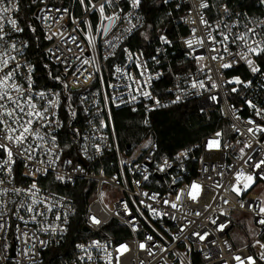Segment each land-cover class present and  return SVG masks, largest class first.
Listing matches in <instances>:
<instances>
[{
	"label": "built area",
	"instance_id": "obj_1",
	"mask_svg": "<svg viewBox=\"0 0 264 264\" xmlns=\"http://www.w3.org/2000/svg\"><path fill=\"white\" fill-rule=\"evenodd\" d=\"M29 2L33 6L29 20L24 14L23 0H19V10L7 12L0 23L4 24L5 32L11 33L9 43L14 41L19 50L11 55H15L21 65L27 64L32 68L35 89L60 94V107L54 111L57 123L62 126L49 129L56 137L58 147L54 151L58 153V158L41 156V159L54 160V163L46 175H37L36 183L40 190L39 199H46L47 204L53 206L55 214H66L67 220L62 224L66 231L59 232L58 229V234L53 235L38 233V239L47 242L45 245L32 240L26 243L27 238L22 239L17 231L18 224L20 230L24 231V224L10 213L8 228L0 240V264H240L235 260L236 256L242 260L251 256L256 264H264V259L260 258L264 248L256 245L257 240L264 243V226L256 222L264 218V214L257 215L260 207H263L262 200L250 190L241 196L231 191L232 186H237L236 177L241 171L245 176L259 173L255 175V182L264 184V172L249 166L264 159V133L259 131V127H264V74H253L247 63L240 59L243 49L234 44L227 47L236 56L235 61L219 44L207 39L204 44L196 42L197 38L206 37L210 31L200 23V14L213 25L221 20L231 23L239 19L241 26L232 29L233 34H238L244 31L242 25L246 21H251L252 27L264 21V0H256L252 11L234 7L228 0H209L210 9H199V0H168L185 8L180 18L181 26L186 28L185 33L179 32L176 36L160 33L155 40L145 35V47H134L135 35L145 25L140 9L138 13L133 12V15L140 16L139 20H133L137 29L131 34L122 35L123 30L130 26L127 22L120 24L107 37H120L115 41L117 47L105 50L98 40L99 52L87 46L84 32L73 31L77 28L75 21L85 18L90 24L98 25V12L85 17L78 0ZM94 2L99 4L102 0ZM224 5H228L231 13L235 14L231 21L223 15ZM119 7L130 11L125 0H120ZM64 9L68 11L64 12ZM12 19L18 21V27L24 29L22 32L12 30L8 23ZM35 27L40 29L37 42L31 38ZM85 27L84 24L79 25V28ZM193 28L196 29L195 34ZM161 35L166 36L171 44H163L158 39ZM212 35L219 39L217 32H212ZM49 36H52L51 40ZM70 36L77 37V43L84 48V53H80ZM188 40L193 41L191 49L185 43ZM211 48L217 51L213 52ZM109 51L115 52V55L103 59L109 56ZM128 53H131V59ZM88 55L95 58L94 67H82L76 60L77 56ZM212 56H217V59L213 60ZM250 58L264 73L261 58ZM65 59L70 63H62ZM132 61L146 62V68L139 69ZM229 62L232 63L231 67H221V64ZM115 66L138 80L147 81L142 90L150 92L151 96L145 97L141 91L133 92L125 88L124 84L131 81L127 77L118 79ZM84 68H87L86 72ZM43 71L48 74L46 80L40 77ZM141 71L145 72L143 77L139 75ZM28 72L29 67L21 68L22 77ZM74 72L79 76V82L75 85ZM80 72L83 75H79ZM89 72L92 73L91 78H87ZM52 76L61 77L68 88H63V84L52 79ZM236 78L244 83H235ZM201 81L203 88L191 87L193 82ZM233 88L237 91L233 92ZM177 96L180 100L174 102ZM213 96L215 100L211 99ZM52 98L56 99L55 95ZM191 100L197 103L208 119L217 114L225 125L206 135L200 142L171 155L159 152L153 133L144 135L133 146H122L115 110L131 107L148 114ZM247 100L262 110L260 114L247 105ZM69 107L76 111L75 117L71 116ZM249 128L254 133H250ZM74 129L79 130V134L74 135ZM217 133L220 135L217 136ZM212 140H218L220 147H208V142ZM249 157L252 159L249 160ZM36 167L45 166L37 164ZM27 170L23 165L17 169V187H27L32 182L31 177L23 175ZM57 176L64 179L58 180ZM246 181L242 177L238 186L242 187ZM194 183L200 186L195 201L187 195ZM78 191H83L86 196L83 211L77 202ZM177 194L181 195L179 201L176 200ZM172 203H176L177 207L172 208ZM9 207L14 210L15 206ZM236 212L251 215L254 224V238L240 246L231 237L237 228L234 219ZM20 214L26 219L29 215L23 211ZM93 216L101 223H92L90 217ZM48 222L61 225L53 213H48ZM221 223L226 225L223 231L218 229ZM28 230L31 234L35 226L30 223ZM195 233L205 238L201 240ZM93 242H99L100 247H92ZM32 243L36 244L35 248H31ZM140 244L145 247L141 249ZM77 245H85L88 253ZM121 245H126L127 251L121 249ZM88 254L93 260L79 259Z\"/></svg>",
	"mask_w": 264,
	"mask_h": 264
},
{
	"label": "snow or ice",
	"instance_id": "obj_2",
	"mask_svg": "<svg viewBox=\"0 0 264 264\" xmlns=\"http://www.w3.org/2000/svg\"><path fill=\"white\" fill-rule=\"evenodd\" d=\"M164 3H168V0H163ZM120 0H102L101 3L97 4L94 0H78V4L83 9L85 17L93 13L99 14V24L92 25L87 21V18L80 21H75L77 23V28L73 31H82L85 33L84 39L87 41V46L90 49H96L99 52L100 44L98 40L102 42V45L105 47V50L114 49L117 47L116 40H119L120 37H115L113 39H107L109 33L120 24L127 22L130 27L123 30V33L131 34V32L137 29V24L133 23V20H139L140 16L133 15V12H137L144 7L143 0H125L127 8L130 11H126L125 8L119 7ZM0 5H9L7 7H0V21L5 19V14L9 11H18L19 10V0H0ZM179 7V5H178ZM199 9H210L211 4L209 0H199ZM57 11H60L59 9ZM67 12V9L63 10ZM199 14V13H198ZM223 15L227 18L228 21H231V18L234 13H231L228 5L223 6ZM11 25V28L14 32H22L24 29L18 27V21L12 19L8 21ZM195 23V21H193ZM200 23L210 31L207 33L206 37L197 38V43L204 44L205 40L211 41L212 43L219 44L223 51L229 52L228 44H234L237 48H242L243 51L240 53V59H243L248 67L250 68L253 74L262 73V70L259 66L255 64V61L250 57L261 58L264 57V21L259 22L257 27H252L251 21H246L242 27L244 31L238 34H233L232 29L240 27V20L237 19L234 22L228 23L224 20H221L218 24L213 25L209 23L208 20L203 18V15L200 14ZM80 24H84L85 28H79ZM222 25V28H221ZM151 28V25L148 26ZM222 29H227L225 32ZM259 29V30H258ZM34 31V29H32ZM193 34H195L196 29H192ZM212 32H217L219 39L216 36L212 35ZM53 35H60V33H53ZM11 33L5 32L4 24L0 23V240L3 239V233L6 232L8 228V217L11 214H15L16 219L21 221L25 230L21 231L19 224L17 225V231L20 232L21 238H27L28 240L38 241L41 245H45L47 242L38 239V233H43L47 235L58 234L59 232L66 231L62 227L64 221L67 220L66 214L57 215L53 212V206L47 204L46 199H39V187L36 183V177L38 174H47V170L54 163V160L41 159L43 155L47 157L58 158V153L54 151L58 147L56 144V137L49 131L53 126H62L57 123L56 112L54 109L60 107L59 93H53L49 90H40L37 91L34 87V82L32 80V68L27 64L21 65L17 61L15 55H11L12 52L19 51L17 49L16 43L13 41L9 43V38ZM147 39V37H145ZM48 39H52V36H49ZM69 39L72 43L76 44V47L79 49L80 53H84V48L80 46V43H77V37L70 36ZM158 39L165 45L171 44V41L166 36H159ZM189 49L193 48V41L188 40L185 42ZM51 51V50H49ZM68 51H72L68 49ZM127 52V50H125ZM211 51L215 52L217 49L211 48ZM232 55L233 61L236 60V56L229 52ZM115 52L109 51V56L103 57L107 60L110 56H114ZM142 55V54H141ZM129 59H131V53H128ZM60 59V57H57ZM155 59V57H153ZM203 59V57H199ZM213 60L217 59V56H212ZM223 59V57H220ZM76 60L80 62V65L83 67L85 65L95 66L96 60L91 55L87 57L77 56ZM137 68L144 69L146 68V62H136ZM65 65L70 63L66 59L62 61ZM232 66V63H223L221 64L222 68H229ZM29 67V72L26 76L22 77L21 68ZM67 71V67L65 68ZM84 71H87V68H84ZM99 69L97 68V72ZM114 72L117 74L118 79H125L131 81V83H125V88H130L133 92L141 91V94L145 97H150L151 93L148 91H143L142 89L146 86L147 81L142 79H136L131 73L126 72L119 66L114 67ZM51 75V73H49ZM79 75H83V72H80ZM141 77L145 75L144 71L139 73ZM75 77L74 85L79 82V76L77 73H73ZM92 73H88L87 78H91ZM52 79L60 81L63 84L61 77L52 76ZM151 79V78H149ZM233 82V81H230ZM235 83L241 84L242 82L239 78L234 80ZM250 83V82H249ZM204 87V83L193 82L191 84L192 88ZM109 87H116L115 85H109ZM215 87V85H213ZM63 88L67 89L68 85L63 84ZM233 92L237 89L233 88ZM55 95L56 99L52 97ZM111 99V97H108ZM67 99V98H66ZM86 99V98H85ZM135 99V96H133ZM215 100L216 97H211ZM180 100V97L177 96L176 101ZM158 103V102H157ZM247 105L253 108L257 114H260L261 109H257V106L252 103V101L247 100ZM71 116H76V111L69 107ZM85 111H88L85 109ZM248 123H254L253 121H248ZM250 133H254L252 128H249ZM259 131L264 133V127H259ZM73 134H79V130H73ZM217 136L220 133L216 134ZM51 144L52 147H46V145ZM208 147L210 148H219L220 144L218 140H212L208 142ZM250 147V145H246ZM99 150V148H97ZM243 152V149H241ZM180 155H186L181 153ZM179 158V157H178ZM252 158L249 157V160ZM248 163V161H245ZM37 164L44 165V168L36 167ZM167 164V161H165ZM20 165H23L28 170L23 173L25 177H31L32 182L27 187H17L16 178L18 175L17 169ZM253 169H259L260 172H264V159L252 163L249 165ZM163 170V169H161ZM256 173L255 175H258ZM255 175L245 174L241 171L237 177L236 182L237 186H232L231 191H233L237 196H241L246 192L252 185L255 183ZM245 178L248 183L243 184L242 187L238 186L240 184L241 178ZM58 180H63L61 176L56 177ZM264 178V177H262ZM147 179V176H145ZM200 186L197 184H192L187 195L190 199L195 201L199 195ZM17 197H23L22 199H15ZM181 195L177 194L176 200L179 201ZM168 203V201H164ZM227 203V201H225ZM15 206L10 208L9 206ZM172 208H176L177 204L172 203L170 205ZM241 207H244L241 204ZM43 209V210H41ZM23 211L28 215L26 219L24 215H21ZM48 213H53L56 221H61V225H55L48 222ZM264 214V207H260L257 215ZM199 215V213H197ZM92 223L100 224L101 221L96 217H90ZM257 224L264 226V218H260L257 221ZM32 224L35 226L34 232H29L28 225ZM212 223H216L215 220ZM226 227L223 223L218 225V229L223 231ZM199 236L201 240L205 237L200 233H195ZM147 239H152L148 237ZM256 245L260 248H264V243L260 240L256 241ZM254 245V246H256ZM36 244L32 243L31 248H35ZM2 247V245H0ZM76 247L80 248L86 254L88 253V248L85 245H77ZM92 247L99 248V242H93ZM144 244H140V248L143 249ZM121 249L127 251L126 245H121ZM120 249H118L119 251ZM31 251V249H29ZM27 255L28 253H23ZM108 255H111L110 253ZM261 259H264V253H261ZM80 260H93V257L88 254L79 258ZM235 260L239 261L240 264H256V261L253 257L249 256L242 260L240 256H236ZM110 264V262H109Z\"/></svg>",
	"mask_w": 264,
	"mask_h": 264
},
{
	"label": "trees",
	"instance_id": "obj_3",
	"mask_svg": "<svg viewBox=\"0 0 264 264\" xmlns=\"http://www.w3.org/2000/svg\"><path fill=\"white\" fill-rule=\"evenodd\" d=\"M63 1L67 2L68 0ZM228 2L234 7L247 8L252 11L256 0H228ZM143 3L142 12L145 25L136 33L134 47H145L146 43L143 40L145 35H149L155 40L160 33L176 36L179 32H186V28L181 26L180 23V18L185 12L184 7H178L172 2L164 3L163 0H143ZM23 6L24 14L29 20L33 6L29 0H23ZM149 25H151V28L148 27ZM142 30L144 31L141 32ZM38 37H40V29L35 27L31 38L34 42H37ZM260 63L264 70V57H261ZM40 77L44 80L49 78L45 71L42 72ZM115 120L123 147L133 146L144 135L153 133L158 141L159 152L166 155H171L181 148L200 142L206 135L218 131L225 125V121L217 114L208 119L193 100L157 109L148 114L140 109L134 110L131 107H121L115 110ZM78 192L76 194L77 202L80 210L83 211L86 196L83 191Z\"/></svg>",
	"mask_w": 264,
	"mask_h": 264
},
{
	"label": "rangeland",
	"instance_id": "obj_4",
	"mask_svg": "<svg viewBox=\"0 0 264 264\" xmlns=\"http://www.w3.org/2000/svg\"><path fill=\"white\" fill-rule=\"evenodd\" d=\"M143 31L144 30H142L141 32ZM245 183H248V181H246ZM248 190L258 195V197L262 200L264 207V184L255 182ZM234 219L237 222V228L231 234L232 239L238 246L247 244L254 238L255 235L253 234V218L251 217V215H248L246 213L236 212L234 215ZM247 227H249V230H247ZM262 241H264V236L262 237Z\"/></svg>",
	"mask_w": 264,
	"mask_h": 264
}]
</instances>
